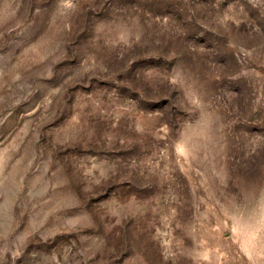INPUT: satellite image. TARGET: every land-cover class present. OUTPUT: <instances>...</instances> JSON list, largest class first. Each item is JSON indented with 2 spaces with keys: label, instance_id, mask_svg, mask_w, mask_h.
Returning a JSON list of instances; mask_svg holds the SVG:
<instances>
[{
  "label": "rangeland",
  "instance_id": "obj_1",
  "mask_svg": "<svg viewBox=\"0 0 264 264\" xmlns=\"http://www.w3.org/2000/svg\"><path fill=\"white\" fill-rule=\"evenodd\" d=\"M0 264H264V0H0Z\"/></svg>",
  "mask_w": 264,
  "mask_h": 264
}]
</instances>
